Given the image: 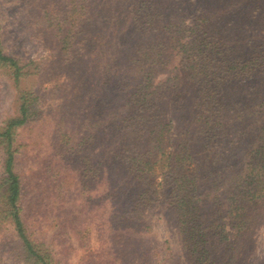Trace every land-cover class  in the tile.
<instances>
[{
  "label": "trees",
  "instance_id": "1",
  "mask_svg": "<svg viewBox=\"0 0 264 264\" xmlns=\"http://www.w3.org/2000/svg\"><path fill=\"white\" fill-rule=\"evenodd\" d=\"M48 1L0 0V16L4 11L15 16L26 13L28 25L37 26L36 35L57 44L50 69L58 74L56 80L65 74L71 83L52 89L63 97L56 106L62 125L53 141L65 156L69 149L84 152L97 142L99 171L108 179L104 197L120 202L111 208L107 225L114 250L125 251L128 246L124 240L120 244L121 239L138 235L143 210L159 207L178 227L186 264H252L247 258L250 235L258 212L264 210V94L258 95V103L245 95L254 77L259 78L264 61L256 63L248 55L232 59L240 53L225 45L224 34L220 45L228 57L204 44L206 34L231 22L214 24L211 17H195L198 22L187 27L188 35L181 33L180 14L182 8L196 13L215 4L223 9L220 18L236 9L247 17L246 6L257 0L238 4L230 0L229 5L215 0ZM258 16L249 18L247 26L260 22ZM177 45L181 65L174 81L166 85L170 92L165 100L155 76ZM89 58L95 69L93 80ZM246 58L251 67L242 64ZM20 61L0 48V67L17 84L44 71L39 64L34 72L23 71ZM180 84L189 85L193 106L183 103L186 92ZM32 92L29 88L19 96L16 115L0 128V147L5 152L0 211L13 224L27 257L34 264H51L47 251L28 235L21 201L24 183L12 150L18 127L40 113ZM166 103L174 111L188 109L189 125L175 137L170 119L165 118ZM88 159L81 153L76 162Z\"/></svg>",
  "mask_w": 264,
  "mask_h": 264
},
{
  "label": "rangeland",
  "instance_id": "2",
  "mask_svg": "<svg viewBox=\"0 0 264 264\" xmlns=\"http://www.w3.org/2000/svg\"><path fill=\"white\" fill-rule=\"evenodd\" d=\"M232 1L238 4L243 0ZM221 2L227 5L231 3L230 0H215L216 4ZM218 7L214 4L208 11L200 7L196 13H189L182 8L180 15L184 29H181V33L191 34L187 27L198 22L195 17H211L214 24L229 21L231 24L206 34L204 44L221 49L224 56L228 57V51L220 45V40H223L220 36L224 34L225 45H231L232 49L240 53L234 54L232 59L248 55L256 63L264 61V0L246 6L247 17L240 15L242 9H236L232 13L225 12L224 18H220L218 15L223 9ZM253 15H259L260 22L247 26L248 19ZM29 21L26 13L15 16L4 11L0 16L2 52L20 57L23 71L30 69L34 72L37 64L44 69L41 74L23 77L20 84H17L10 72L0 67V128L16 115L19 96L29 88L33 90L34 107L40 111L38 117L18 127L12 147L15 166L24 183L21 201L28 235L47 251L51 264H186L178 227L172 216L159 207L143 210L139 231L136 232L138 235L132 233L128 238L121 239L120 244L124 240L128 246L125 251L118 253L114 250L116 245L111 243L107 225L112 219L111 208L120 205V202L109 201L108 197H104L108 179L102 177L99 171L97 159L100 157V149L97 142L88 145L84 152L69 149L68 156L59 153L60 150L54 144L55 130L62 125L56 106L63 97L52 89L56 84L70 87L71 77L61 74L57 80L54 78L58 74L51 70L50 59L57 55V46H54L57 44L36 35L37 26H29ZM234 27H245L246 30L235 33L232 31ZM177 49L180 46L169 50L171 54L168 63L155 76V84L161 87L162 99L165 100L170 92L166 85L174 81L181 65ZM242 64L245 67L253 65L247 58ZM87 65L90 79L93 80L95 69L90 58L87 59ZM261 70L259 78L257 75L254 77L255 81L251 82L253 86L248 87L245 95L248 101L254 103H258L259 94H264V69ZM182 86V91L186 92L183 103L188 107L193 106L189 85L180 84L179 89ZM256 88L260 90L256 91ZM166 105L165 118L170 119V133L175 137L189 125L188 109L174 111L170 104ZM99 136L100 132H96L95 140H99ZM81 153L88 154L90 159L76 162ZM4 154L0 147V173L3 171ZM156 181H160L159 177ZM1 216L0 211V264H34L27 257L13 224ZM250 238L252 247L248 260L252 264L264 261V210L258 212ZM141 250H144L142 258L136 261Z\"/></svg>",
  "mask_w": 264,
  "mask_h": 264
}]
</instances>
